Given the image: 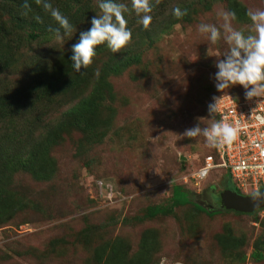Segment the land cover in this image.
<instances>
[{
	"label": "rangeland",
	"instance_id": "1",
	"mask_svg": "<svg viewBox=\"0 0 264 264\" xmlns=\"http://www.w3.org/2000/svg\"><path fill=\"white\" fill-rule=\"evenodd\" d=\"M205 1L161 0L145 30L131 0H114L129 9L124 15L130 44L117 53L102 44L92 65L73 70L53 94L21 102L13 116L0 118V170L10 196L0 198V264H264V256L250 257L264 246V208L253 214L222 210L218 194L229 186L225 171L213 168L196 182L191 177L205 155H214L212 147L203 135L181 137L197 124L210 129L208 106L215 97L246 92L238 84L215 87L216 55L229 50L219 13L229 11L225 0ZM234 1L246 17L232 27L248 35L247 12L264 10V0ZM99 2L0 0V65H8L0 71V109L7 95L41 72L65 71L79 33L102 14ZM45 4L76 31L65 34ZM177 7L188 13L177 18ZM201 23L221 30L216 45L199 33ZM33 25L55 31L31 40ZM148 30L150 37L142 38ZM126 48L138 51L134 62L106 73L104 65L123 57ZM100 91L101 98L93 96ZM80 100L90 108L68 122L65 109ZM29 143L46 146L52 169L47 178H33L13 163ZM97 182L120 195L106 198ZM175 184L186 202L148 216L150 206L168 205Z\"/></svg>",
	"mask_w": 264,
	"mask_h": 264
},
{
	"label": "clouds",
	"instance_id": "2",
	"mask_svg": "<svg viewBox=\"0 0 264 264\" xmlns=\"http://www.w3.org/2000/svg\"><path fill=\"white\" fill-rule=\"evenodd\" d=\"M160 3L161 0H154V2L153 0H131L132 10L139 17V23L145 30L152 22L151 13ZM44 7L46 10H51V15L65 34H72L76 31L67 17H64L59 10L52 9L50 4H45ZM98 7L102 14L91 19V28L81 31L78 42L72 45L70 60L75 72H80L82 67L87 69L92 65L97 55V46L106 43L112 53H117L131 42L132 32L127 27L124 15L129 11L127 5L116 3L114 0H101ZM173 15L181 18L186 15V11H181L177 7L173 9ZM219 15L224 21L223 39L229 45V50L216 55L215 67L218 69L215 73L216 89L223 91L238 84L246 90V98L264 97V10H248L247 15L252 21L248 35L232 27V21L236 19L235 12L222 11ZM198 31L213 45H216L222 38L221 30L214 24L201 23ZM57 39L63 41L59 29H57ZM96 75H99L98 69ZM216 110V103L209 104L210 115ZM238 134V127L226 122H215L210 129H202L197 124L186 129L181 137L195 138L203 135L209 146L217 147L225 144L231 145L237 139ZM248 197L255 205H259L264 202V189L257 188L248 193Z\"/></svg>",
	"mask_w": 264,
	"mask_h": 264
},
{
	"label": "trees",
	"instance_id": "3",
	"mask_svg": "<svg viewBox=\"0 0 264 264\" xmlns=\"http://www.w3.org/2000/svg\"><path fill=\"white\" fill-rule=\"evenodd\" d=\"M6 1L10 3L16 2V0H6ZM225 1H226L228 11L235 12L236 19L245 20V17H246L245 12L244 13L240 12V9L237 6L238 4L234 0H225ZM203 3L206 4L207 2L203 0ZM23 8H28V2L26 3V6H24ZM180 10L186 11V13H188L187 11L189 10V8H181ZM32 29L33 31L28 35L29 38H31V40L37 39V38L40 40L45 35L52 37V32L55 31L54 29H51V28L50 29H44V28L38 29V26L36 25H33ZM36 30L38 31L36 32ZM150 32L151 30H148V34L146 32V35H144L142 38H145V37L149 38L151 35ZM140 41L142 42L143 39H140ZM101 49H102L101 45L97 46L96 53H99ZM71 55H72V52L68 55V59L64 61L63 66L65 68V71L62 72L60 75L57 74L56 71H50L47 74L45 73L46 75L42 77L43 72H41L39 76L32 78V82L31 81L29 83L26 82L23 86L13 91L12 95H7L5 100H2L3 104L0 109V118L3 119L8 116H13L14 112L16 113L19 111V108L21 107V104H20L21 102H23V105L29 104V101L31 103L32 101L40 102V99H42V97L49 95L48 93L53 94V92L57 91L58 90L57 86H60L62 84L65 85L66 80H64L65 79L64 77H67V75L74 70L72 66V61L70 60ZM137 56H138V51L132 50V52H129V48H126L124 49L123 57L113 60L112 64H108V63L105 64L104 70L108 74H116L121 68H124L127 65H129L131 62H134ZM7 67H8L7 63L1 64L0 71H2L3 69H6ZM99 82H102L104 83L106 87H109V84L104 82L103 79L100 78ZM91 93L92 92H90V94ZM93 94H94L93 96H97V97L99 96L101 98L102 92L101 91L95 92V93L93 92ZM88 108L90 107L87 103H85V101H82V100H80L79 102L77 101L73 103V105H70L68 108L65 109L64 117L66 119L68 118V122L71 121V123H73L74 121H79V116L82 113V111L87 110ZM40 144L38 143L30 144L29 143L27 150L25 149L24 153H22L20 156H18L19 154H17L14 158L15 161L13 162L15 163V165H17L16 168H19L22 171L29 173L33 178H36V179L47 178L48 176H50V173L52 171V169L49 168L46 164V160H50L48 152L46 150L47 148L46 146H43V145L41 146ZM1 165H2V168H4V164L0 163V166ZM2 168L0 170V198H4L7 200L9 199L10 196L7 191V185L5 183V176L2 171ZM225 177L227 178V182L229 183L228 188H230L233 191L235 190L237 193H241L240 190L231 181L226 171H225ZM106 189L111 190L112 194L116 196L120 195V194H117L118 192L114 191L111 184L109 185V187L106 186ZM184 194L185 192L183 191V188L180 185H177V184L172 185L171 195L169 198V202L167 203L168 205L152 206V207L150 206V208L148 206V208L150 209L148 216L153 217L157 214H163L165 212L170 211L171 207L184 204L186 202V197ZM1 206H0V215L2 212ZM230 211L235 214H253L255 212L253 211L251 213H240V212H235L233 210H230ZM229 241H232V240H229ZM232 243H234V241H232L230 244ZM148 250L150 253L151 248H149ZM263 251H264V246H262V249H261V246H259V249L256 248L255 250L251 252L250 257L254 261L263 259V256H264ZM240 257L242 258V256ZM144 259L142 260L144 261Z\"/></svg>",
	"mask_w": 264,
	"mask_h": 264
},
{
	"label": "built area",
	"instance_id": "4",
	"mask_svg": "<svg viewBox=\"0 0 264 264\" xmlns=\"http://www.w3.org/2000/svg\"><path fill=\"white\" fill-rule=\"evenodd\" d=\"M217 110L213 122H226L239 128L237 139L231 145L212 147L214 155H205L198 168L192 173L196 182L202 180L213 168L226 171L243 192L264 186V97L251 99L222 94L215 97ZM211 128V127H210ZM100 193L102 185L97 182ZM112 197V191H103ZM106 197V198H107Z\"/></svg>",
	"mask_w": 264,
	"mask_h": 264
},
{
	"label": "water",
	"instance_id": "5",
	"mask_svg": "<svg viewBox=\"0 0 264 264\" xmlns=\"http://www.w3.org/2000/svg\"><path fill=\"white\" fill-rule=\"evenodd\" d=\"M260 189H264V186ZM219 205L226 210H233L240 213H251L253 211L264 208V202L255 205L248 194L237 193L229 188H225L218 194Z\"/></svg>",
	"mask_w": 264,
	"mask_h": 264
},
{
	"label": "flooded vegetation",
	"instance_id": "6",
	"mask_svg": "<svg viewBox=\"0 0 264 264\" xmlns=\"http://www.w3.org/2000/svg\"><path fill=\"white\" fill-rule=\"evenodd\" d=\"M230 189V188H229ZM218 201H219V199H218ZM219 204V203H218Z\"/></svg>",
	"mask_w": 264,
	"mask_h": 264
}]
</instances>
